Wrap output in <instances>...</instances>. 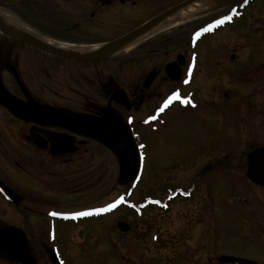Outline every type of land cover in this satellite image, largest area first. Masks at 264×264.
Masks as SVG:
<instances>
[{
    "label": "flooded vegetation",
    "instance_id": "1",
    "mask_svg": "<svg viewBox=\"0 0 264 264\" xmlns=\"http://www.w3.org/2000/svg\"><path fill=\"white\" fill-rule=\"evenodd\" d=\"M263 6L264 0H0L4 23L41 40L63 42L74 48L98 46L96 50H99L132 35L127 43L105 57L84 59L47 52L0 30V182L9 191L5 195L0 189V212L5 210L15 218L5 220L1 216L0 223L26 233L39 257L38 264L44 255L54 264L53 253L60 264H67L57 245L58 222L78 226L82 219L104 217L125 204L119 192L107 204L76 212L88 215L77 216L70 210L54 207L44 210L46 198L40 192L47 188L38 184L61 186L87 181L88 176L72 163L82 162L80 153L87 152L89 142L105 148L74 132L72 116L104 120L110 112L131 127L144 153L148 145L141 139L143 130L149 134L162 131L169 123V114L175 110L185 113L188 109L194 112L200 107L212 108L205 104L206 97L199 90L207 44L217 43L235 29L245 31L244 39H234L220 53L215 67V88L217 73L222 70V57L234 59L237 55L232 46L236 42L247 43L255 36L257 41L261 38L255 33L258 28L250 24L244 22L245 25H238L234 30L232 26L252 10L255 12L251 15L258 14L256 20L262 19L264 24ZM168 12L171 13L163 17ZM181 12L176 21L167 22L169 17ZM226 15L231 19L223 20ZM218 20L223 23L217 24ZM161 24L164 26L157 30ZM80 36H93L95 41L79 39ZM263 70L264 66L247 72L242 78L252 83ZM173 93L178 97L165 107V101ZM258 107V114H264V103L260 101ZM257 147L260 145L251 147L250 151ZM249 181L253 191L264 189ZM195 188V184L188 190L179 186L164 199L151 197L146 199L143 208L134 203L130 207L139 216L147 207L167 211L177 196L190 198ZM55 190L53 193L63 194L61 188ZM216 203L212 198L210 211L214 217ZM110 204L116 206L108 208ZM96 208L107 210L96 211ZM35 217H41L46 223L48 240L41 246L34 239L32 220ZM120 222H117L118 229ZM213 229L216 237L221 228ZM110 233L105 232L107 239ZM111 243L113 246H109L116 252L118 240L114 237ZM222 255L217 257L220 264H224L219 260ZM230 256L244 258L237 254ZM0 264L13 263L0 258Z\"/></svg>",
    "mask_w": 264,
    "mask_h": 264
},
{
    "label": "rangeland",
    "instance_id": "2",
    "mask_svg": "<svg viewBox=\"0 0 264 264\" xmlns=\"http://www.w3.org/2000/svg\"><path fill=\"white\" fill-rule=\"evenodd\" d=\"M262 10L264 14V6ZM251 12L232 28L250 24L258 28L255 33L261 38L257 41L255 36L247 43L236 42L232 46L237 55L234 59L222 57L215 88L220 53L234 39H244L245 31L235 29L217 43L207 44L199 90L206 97L205 104L212 108L200 107L194 112L188 109L185 113L175 110L162 131L149 134L143 130L141 139L148 146L143 153L140 182L133 189L118 183L119 164L115 156L93 142L88 143L87 152L80 153L82 162L72 163L88 176L87 181L61 186L38 184L48 189L39 191L46 198L44 210L54 207L70 210L74 215L107 204L119 192L125 203L143 208L147 198L161 200L176 187L188 190L196 186L192 197L177 196L167 211L147 207L139 216L126 203L104 217L82 219L78 226L58 222L57 245L67 264H220L217 257L222 254L242 255L264 264V189L253 191L247 178L250 148L264 145V114H258V103H264V93H260L264 89V70L252 83L242 78L264 66V24L262 19L256 20L258 14ZM92 37L79 39L95 41ZM56 187L63 194H55ZM212 198L217 202L215 217L210 211ZM1 216L5 220L15 219L5 210L0 212ZM118 221L127 222L131 229H118ZM32 224L34 239L41 246L48 240L46 223L35 217ZM214 227L221 228L216 237ZM106 231L111 232L109 239ZM112 236L118 240L116 252L110 247ZM40 264L52 263L44 255Z\"/></svg>",
    "mask_w": 264,
    "mask_h": 264
},
{
    "label": "water",
    "instance_id": "3",
    "mask_svg": "<svg viewBox=\"0 0 264 264\" xmlns=\"http://www.w3.org/2000/svg\"><path fill=\"white\" fill-rule=\"evenodd\" d=\"M169 13L163 15L167 16ZM0 30L25 41L35 47L41 48L47 52L55 53L62 56L82 57L84 59L105 57L112 53L122 43H127L129 37L122 41H116L109 46L100 48L93 52L74 53L63 50L47 44L43 40L27 35L21 31L11 28L4 23L0 17ZM73 131L82 134L107 148L117 159L119 164L120 185L133 186L138 183L143 167V159L136 137L131 127L118 119L110 112L104 120H97L94 117L86 115H73ZM247 176L255 184L264 186V146L252 149L247 155ZM0 189L7 195L8 189L0 182ZM119 229L129 231L130 225L121 221ZM0 258H4L13 264H38L39 257L36 254L33 245L26 236V233L15 227L6 226L0 223ZM220 262L224 264H250L251 260L223 255ZM54 264H60L57 256L53 253Z\"/></svg>",
    "mask_w": 264,
    "mask_h": 264
},
{
    "label": "bare ground",
    "instance_id": "4",
    "mask_svg": "<svg viewBox=\"0 0 264 264\" xmlns=\"http://www.w3.org/2000/svg\"><path fill=\"white\" fill-rule=\"evenodd\" d=\"M191 9H193L194 8V6L193 7H190ZM183 14V12H181V13H178V14H176V15H174V16H172V17H169L168 19H167V22L168 23H172V22H174V21H176L177 20V18L179 17V16H181ZM1 17V16H0ZM164 25L163 24H161L159 27H157L156 29L158 30V29H161L162 27H163ZM44 42H46L47 44H50L51 46H55L56 48H60V49H63V50H67V51H75V52H80V53H84V52H93L94 50H96L97 48H99L98 46H82V47H79V48H74V47H72V46H70V45H66L65 43H63V42H57V41H53V40H43ZM140 182V181H139ZM138 182V183H139Z\"/></svg>",
    "mask_w": 264,
    "mask_h": 264
},
{
    "label": "snow or ice",
    "instance_id": "5",
    "mask_svg": "<svg viewBox=\"0 0 264 264\" xmlns=\"http://www.w3.org/2000/svg\"><path fill=\"white\" fill-rule=\"evenodd\" d=\"M233 11H235V9H233ZM227 19H231V17L227 16V15L223 17V20H227ZM223 20H218V21H216V23L217 24L223 23ZM209 27H211V25H209ZM199 34L200 33H196L197 36H199ZM177 97H178V94L173 93V95L171 97H169L168 100L165 101V107H167V105L169 103H171V101ZM188 102H189L188 100H185V103H188ZM161 111H163V109H161ZM115 206H116L115 204H110V205H108V208H113ZM105 210H107V209H97L96 211H105ZM88 214L89 213H86V212L75 213V215H77V216H83V215H88ZM53 215H60V213H53Z\"/></svg>",
    "mask_w": 264,
    "mask_h": 264
}]
</instances>
